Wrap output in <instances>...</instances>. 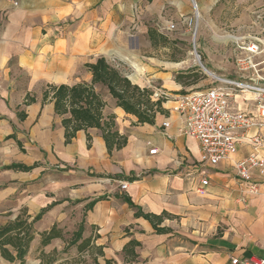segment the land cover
<instances>
[{
	"label": "crops",
	"instance_id": "0c3cea01",
	"mask_svg": "<svg viewBox=\"0 0 264 264\" xmlns=\"http://www.w3.org/2000/svg\"><path fill=\"white\" fill-rule=\"evenodd\" d=\"M194 2L205 14L218 0ZM191 9L189 0H0V227L18 218L30 222L53 205L33 225L24 264H42L41 252L53 256L64 249L60 239L42 248L41 234L56 225L67 240L82 222V238L96 235L95 245L102 249L98 264H126L123 249L130 242L139 246L129 264L264 261V175L253 173L257 190L250 193L233 169L253 154L264 160V146L255 147L249 132L229 159L213 168L202 165L198 143L180 133L184 88L174 79L175 67L185 62L144 56L174 46L159 40L168 42L179 24L185 27ZM169 25L175 26L173 32L166 31ZM99 58L133 85L152 83L168 96L162 103L165 114H156L151 124H137L105 89L95 87L106 105L103 117L114 116L116 131L126 139L111 153L97 129L79 131L66 144L62 118L54 114L52 101H42L47 86L90 84L85 66ZM225 74L233 78L236 71L225 67ZM26 97L34 102L25 106ZM234 106L252 109L240 98ZM153 149L156 154L149 155ZM10 165L34 169L4 170ZM202 178L206 187L200 186ZM120 182L128 183L126 191ZM125 199L144 214H166L158 226L166 232L158 234L136 217ZM58 259L55 264L91 261L76 248ZM0 264L18 262L0 256Z\"/></svg>",
	"mask_w": 264,
	"mask_h": 264
},
{
	"label": "trees",
	"instance_id": "16d2710c",
	"mask_svg": "<svg viewBox=\"0 0 264 264\" xmlns=\"http://www.w3.org/2000/svg\"><path fill=\"white\" fill-rule=\"evenodd\" d=\"M153 39V36L150 35ZM85 68L90 72L92 80L90 84L81 83L69 87L47 86L42 93V101L45 103L50 100L53 102L54 114L62 118V127L64 128L65 143L68 144L79 131L86 132L89 129H97L101 132L108 153L113 150H120L126 144V139L121 137L115 129L114 116L103 117L102 111L105 103L100 93L96 92L95 87L105 89L108 95L115 101V106L121 109L126 115L136 118L137 124H151L156 114L163 115V100H152L153 92L147 88H140L133 85L121 72L112 67L104 58H99L94 64L86 65ZM203 78L198 77L197 69H191L185 73H178L174 81L184 89L194 87ZM34 99L26 97L24 105H30ZM22 120L24 115H18ZM89 142V138H88ZM34 167H25L22 165H10L4 170L19 172H30ZM97 202L94 200L85 206V212L92 209ZM125 202L135 209V216L141 217L148 221L156 233H165L166 231L158 228L161 222L167 218L166 214L154 216L144 214L140 209L135 207L129 199ZM53 206V205H51ZM47 207L40 211L30 222L28 219L18 218L6 226L0 227V256L10 262L25 263V257L28 253L31 242L34 239L35 231L33 225L38 222L46 211L51 208ZM83 222L79 225L69 239H64L62 231L54 225L48 232L40 235V246L43 248L50 244L52 240L60 239L65 243L61 254H66L71 248H76L79 255L88 254L90 264H98L97 259L103 256L102 249L95 245L97 236L87 239L82 238ZM139 246L136 242L128 243L123 249V255L126 264L132 263L137 256L134 252ZM15 254L12 255L11 251ZM58 254L53 256L39 254L42 264H55L59 259ZM57 264H72L59 262ZM105 264H113L111 261H105Z\"/></svg>",
	"mask_w": 264,
	"mask_h": 264
},
{
	"label": "built area",
	"instance_id": "2783aa9c",
	"mask_svg": "<svg viewBox=\"0 0 264 264\" xmlns=\"http://www.w3.org/2000/svg\"><path fill=\"white\" fill-rule=\"evenodd\" d=\"M194 13L198 10L194 0H189ZM184 25L191 27L188 18ZM174 25L166 27L173 32ZM245 56L235 59L236 76L221 77L215 85L200 92H189L179 97V112L183 117L180 133L195 140L199 145L200 163L208 167H216L237 152V145L249 132H254L252 143L255 147L264 146V60L257 58L264 53L260 42H251L244 48ZM153 92L152 100L168 99L160 88L152 83L146 86ZM240 98L243 103L251 104V111L240 110L234 106V100ZM163 128L167 123H163ZM156 150L149 151L155 155ZM235 178L255 193L257 183L252 181L256 171L264 175V160L257 155H250L234 164ZM200 186L206 187L208 181L200 180ZM120 190L126 191L128 183L120 182ZM232 264H238L233 260ZM241 264H264V261L246 260Z\"/></svg>",
	"mask_w": 264,
	"mask_h": 264
},
{
	"label": "rangeland",
	"instance_id": "374dc122",
	"mask_svg": "<svg viewBox=\"0 0 264 264\" xmlns=\"http://www.w3.org/2000/svg\"><path fill=\"white\" fill-rule=\"evenodd\" d=\"M197 7L198 20L192 9L188 15L191 27L179 24L177 31L169 35L168 42L159 40L161 45L174 46L168 51L144 54L162 61L185 62L175 67L177 73L197 69L198 77L203 79L196 86L184 89L183 94L213 87L217 79L226 76L225 67L235 71V59L246 55L243 49L249 43L260 42L264 46V0H218L208 5L205 14L199 4ZM263 60L264 53L257 58V61Z\"/></svg>",
	"mask_w": 264,
	"mask_h": 264
},
{
	"label": "bare ground",
	"instance_id": "6f19581e",
	"mask_svg": "<svg viewBox=\"0 0 264 264\" xmlns=\"http://www.w3.org/2000/svg\"><path fill=\"white\" fill-rule=\"evenodd\" d=\"M195 18H196V20H198L200 18L198 10L195 12Z\"/></svg>",
	"mask_w": 264,
	"mask_h": 264
},
{
	"label": "water",
	"instance_id": "95a60500",
	"mask_svg": "<svg viewBox=\"0 0 264 264\" xmlns=\"http://www.w3.org/2000/svg\"><path fill=\"white\" fill-rule=\"evenodd\" d=\"M202 67V66H201ZM203 68V67H202Z\"/></svg>",
	"mask_w": 264,
	"mask_h": 264
}]
</instances>
